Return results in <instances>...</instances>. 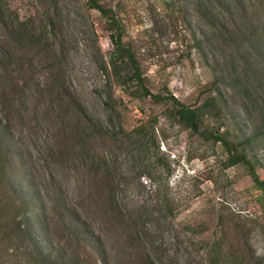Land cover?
<instances>
[{
    "label": "rangeland",
    "instance_id": "1",
    "mask_svg": "<svg viewBox=\"0 0 264 264\" xmlns=\"http://www.w3.org/2000/svg\"><path fill=\"white\" fill-rule=\"evenodd\" d=\"M208 1L100 0L155 101L114 77L110 30L87 0H0V264H210L215 243L221 264H264V202L246 164L228 166L223 143L169 116V96L219 95L213 131L236 143L252 132L224 80L225 46L245 38L235 57L264 83V0H210L214 29L197 11ZM246 156L264 179V140ZM21 205L34 242L9 232Z\"/></svg>",
    "mask_w": 264,
    "mask_h": 264
},
{
    "label": "trees",
    "instance_id": "2",
    "mask_svg": "<svg viewBox=\"0 0 264 264\" xmlns=\"http://www.w3.org/2000/svg\"><path fill=\"white\" fill-rule=\"evenodd\" d=\"M90 5L95 8L106 20L108 29L110 30L109 38L112 43V50L109 53V65L114 77L121 83L127 84L134 81L139 90L140 96H149L155 101L163 99L161 94L152 93L146 86L144 78L140 72L139 64L131 47L124 43L123 32L120 25V20L115 10L110 7H106L100 3V0H87ZM199 16L204 20L205 24L214 29V14L212 8L210 9V0L200 4L197 8ZM0 16L5 17V8L0 2ZM36 32L31 30L24 31L23 38L36 39ZM251 41V39H249ZM246 39L241 38L240 41L235 44H226V50H229L228 55L225 52L227 63L226 70L224 71V80L228 85L235 90L245 102V111L248 119L252 124L251 134L244 140L239 142H233L226 139L220 132L219 127L214 129L215 121L220 112L218 102L220 101L219 95H208L197 106H188L177 100L174 96H169L171 102L170 117L174 118L183 127L190 129L192 132L198 134L201 138H211L213 142H221L225 146L228 152L227 165L232 166L238 162L246 164L249 175L262 195L264 202V179L260 178L254 165L247 159L246 149L248 145L255 140H264V99L259 101L258 87L264 90V83L259 84L258 87L254 85L252 77L248 74V69L239 64V60L235 55L240 53L246 46ZM106 67L104 68V71ZM251 78V79H250ZM105 96V105H108V101L111 95ZM213 122L211 123V121ZM105 132L100 130L95 131L96 135H103ZM132 133L137 137L139 142L144 143L147 148H150L155 142L154 135L151 131L145 129L143 125H138ZM0 145H2L0 143ZM3 158V151L0 147V160ZM159 161V159H158ZM0 172L2 175L6 174L5 164H1ZM6 197L0 198V211L3 210ZM16 220L14 225L9 229V232L16 238H28L32 242L33 235L29 225L26 223V209L24 205H21L15 213ZM219 243L213 244L211 251L213 254L210 264H221L225 257V253H222L218 249ZM33 264H39L33 261Z\"/></svg>",
    "mask_w": 264,
    "mask_h": 264
}]
</instances>
